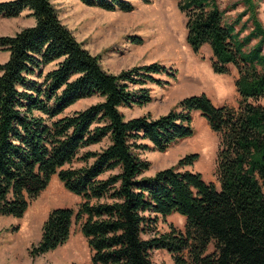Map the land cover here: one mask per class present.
<instances>
[{"label": "trees", "instance_id": "obj_1", "mask_svg": "<svg viewBox=\"0 0 264 264\" xmlns=\"http://www.w3.org/2000/svg\"><path fill=\"white\" fill-rule=\"evenodd\" d=\"M81 1L112 11L135 7L129 0ZM178 1L191 48L198 52L210 45L216 73L237 67L236 107L216 105L203 92L182 98L158 118H126L121 106H142L152 98L147 88L135 92L130 85L156 82L152 74L165 67L154 63L110 73L62 23L51 0L0 2V17L29 10L36 21L15 35H0V48L10 54L0 64V215L22 217L56 175L81 198L78 208L50 211L40 241L29 249L33 258L63 245L77 221L91 264H157V249L168 250L175 264H264L259 0H244L234 20L226 19L217 0ZM50 64L54 68L45 71ZM97 95L103 99L64 114L80 99ZM194 112H201L218 138L216 180L182 170L198 153L145 175L151 162L138 151L163 152L192 136ZM174 213L184 216V230L170 224L169 231L159 232V217Z\"/></svg>", "mask_w": 264, "mask_h": 264}, {"label": "rangeland", "instance_id": "obj_2", "mask_svg": "<svg viewBox=\"0 0 264 264\" xmlns=\"http://www.w3.org/2000/svg\"><path fill=\"white\" fill-rule=\"evenodd\" d=\"M51 1L62 23L85 48L98 56L106 71L118 74L154 63L166 68V71L152 74L158 82L148 79L144 85H130L135 92L147 88L152 98L142 106H121L126 118L143 115L158 118L177 108L182 98L203 92L216 105H238L237 67L231 64L229 73H216L212 67L210 45H204L198 52L191 48L187 42V17L179 8L178 0H129L135 7L128 12L90 6L81 0ZM217 3L225 10L227 20H234L246 7L244 0H217ZM256 3L259 19L264 25V0ZM30 14L29 10H24L16 17H0V35L12 36L33 26L36 21ZM246 18L247 15L243 21ZM9 55L0 48V64L6 62ZM54 66L50 64L44 70ZM102 99L98 95L82 98L64 114L84 109ZM192 125V136L175 141L163 152L152 148L138 151L142 158L151 162L145 175H154L158 170L177 164L185 155L198 153V159L182 170L201 172L207 181L216 180L217 135L201 112H194ZM143 142L150 144L148 140ZM80 201L81 198L69 192L56 175L22 217L0 215V264H91V250L77 221L63 245L35 258L29 253L31 246L40 241L42 225L50 211L57 207L78 208ZM170 224L184 230L185 218L179 213L160 216L157 230L161 233L169 231ZM153 259L157 264H175L166 249L154 250Z\"/></svg>", "mask_w": 264, "mask_h": 264}, {"label": "crops", "instance_id": "obj_3", "mask_svg": "<svg viewBox=\"0 0 264 264\" xmlns=\"http://www.w3.org/2000/svg\"><path fill=\"white\" fill-rule=\"evenodd\" d=\"M4 216H6V215H4Z\"/></svg>", "mask_w": 264, "mask_h": 264}]
</instances>
